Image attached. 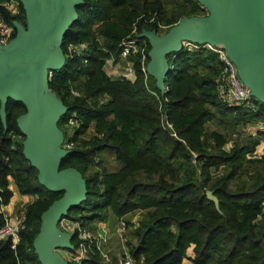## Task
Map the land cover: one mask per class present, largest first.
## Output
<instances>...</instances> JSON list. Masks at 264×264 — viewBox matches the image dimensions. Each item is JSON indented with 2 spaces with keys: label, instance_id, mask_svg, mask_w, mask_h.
I'll return each instance as SVG.
<instances>
[{
  "label": "trees",
  "instance_id": "obj_1",
  "mask_svg": "<svg viewBox=\"0 0 264 264\" xmlns=\"http://www.w3.org/2000/svg\"><path fill=\"white\" fill-rule=\"evenodd\" d=\"M74 8L76 17L60 43L65 60L47 80L48 89L66 107L55 124L62 140L72 142L58 169L76 170L85 187L84 199L64 217L92 229L93 223L110 215L138 210L136 225L128 230L135 243L128 250L134 259L141 256V264H264V152L245 158L257 143L255 136L225 151L220 148L221 135L204 129L209 108L230 116L235 127L264 122V101L253 99V107L223 102L215 88L220 62L214 51L203 47L166 54L173 67L164 77L163 94L152 75L140 72L139 53L129 56L133 80L111 78L101 68L105 56L119 52L124 21L153 14L149 23L139 17L135 28L137 33L142 28L157 32L158 21L170 26L181 16L202 15L197 1L81 0ZM115 10H120L117 17L112 14ZM4 18L11 25L13 21L25 25L21 4L15 13L5 12ZM96 20L109 26L93 29ZM119 28L122 31H112ZM69 43L82 47L68 52ZM148 49L144 38V63ZM24 111L19 100L8 97L4 121L0 118V205L10 196L9 180L18 194L32 196L23 210L15 249H10L8 238L0 240V264H39L32 248L39 216L62 195L41 186L37 170L23 156L24 134L15 118ZM161 115L171 122L177 137L162 127ZM71 116L78 121L67 131L66 119ZM103 150L118 165L116 170L108 171L95 160ZM206 191L216 197L217 208L206 199ZM69 242L76 246L74 236ZM113 256L109 252L105 260L95 251L81 264H116Z\"/></svg>",
  "mask_w": 264,
  "mask_h": 264
},
{
  "label": "water",
  "instance_id": "obj_2",
  "mask_svg": "<svg viewBox=\"0 0 264 264\" xmlns=\"http://www.w3.org/2000/svg\"><path fill=\"white\" fill-rule=\"evenodd\" d=\"M25 25L13 21L14 35L0 45V118L8 97L19 100L25 111L15 118L24 139L22 153L37 170V181L46 190L62 191L40 216L38 233L32 239L39 264H68L58 251L72 249L70 236L59 231L57 222L85 195L84 181L72 169H58L59 159L69 150L61 146L62 132L55 121L66 109L48 89V71L65 60L61 38L75 19L74 5L81 0H18ZM202 15L181 16L163 32L142 28L138 36L149 43L145 72L154 78L160 94L171 68L166 54H175L183 41L209 43L223 49L236 68L239 80L253 99L264 101V0H196ZM207 200L217 208L211 191Z\"/></svg>",
  "mask_w": 264,
  "mask_h": 264
},
{
  "label": "built area",
  "instance_id": "obj_3",
  "mask_svg": "<svg viewBox=\"0 0 264 264\" xmlns=\"http://www.w3.org/2000/svg\"><path fill=\"white\" fill-rule=\"evenodd\" d=\"M205 13V9L202 5L197 3ZM20 5L18 0H0V45H4L14 35L13 26L8 23L4 18V13H15ZM203 13V14H204ZM159 28V27H158ZM158 33L163 30L157 31ZM139 33V32H138ZM138 33L134 36L124 39L119 43L118 55L122 58L130 54L139 53V68L145 77V63L143 47L140 46V42H144L143 37H139ZM78 47H82V43L74 45L69 43L67 45L68 52L76 50ZM206 48L216 53L217 58L220 62V70L218 75L215 77V88L222 101L228 105L243 104L249 107H253V97L249 94V89L244 85L236 74V68L233 62L228 58L223 49L217 48L209 43L197 44L194 42L183 41L181 48L186 49H197ZM172 69V64L168 63ZM51 74V70L48 71V76ZM166 89L164 84V90ZM165 118V116H163ZM162 118V119H163ZM161 119V120H162ZM75 121L74 116L68 117V124H72ZM165 126L169 127L167 120L164 119ZM262 125L257 129L264 131V122L259 123ZM172 134V133H171ZM72 142L64 140L61 143L63 148H70ZM254 155H258L253 151ZM0 213L3 218V223L0 225V240L9 239L10 249H15V245L18 242V229L23 222V211L22 208L19 214H13L14 217L11 220L10 214L7 209L0 205ZM138 219V213L131 217L129 224L124 219L119 218L115 233L119 240V251L120 253L116 257V264H134V258L130 254L129 250L125 247V228H134ZM59 231L66 235L76 238V246L71 251L62 250L60 255L68 262V264H81L85 259H88L95 251L98 252L105 260H108V244L110 240V232L108 223L103 220L94 223L93 228L89 229L81 225L78 220L62 217L56 224Z\"/></svg>",
  "mask_w": 264,
  "mask_h": 264
},
{
  "label": "rangeland",
  "instance_id": "obj_4",
  "mask_svg": "<svg viewBox=\"0 0 264 264\" xmlns=\"http://www.w3.org/2000/svg\"><path fill=\"white\" fill-rule=\"evenodd\" d=\"M119 13H120V10H115V11H113L112 14L114 15V17H117ZM139 17H142L143 21L146 23L152 22L154 20L153 14H147V15L142 14L136 18H133L129 23H128V21H124L123 28H125V31L118 38V40H119L118 45L122 40L130 38V37L134 36V34L137 33L136 28H135V23ZM100 23H101V20H96L92 23L91 27L93 29H105L109 26V22L102 21V23L101 24ZM157 26L159 27L160 30L164 31L169 26V24L166 22H163V21H158ZM119 30L122 31V28L113 29L112 31L117 32ZM140 46H142L144 48V42L141 41ZM131 55H133V54L127 55L126 57L122 58L118 55V53L116 56H114L113 53L111 52L107 56L104 57L101 68L105 72V74H107L111 78H114L115 76L117 78L121 75L126 79L133 80L135 78V70L133 69V64H134L133 60H132V58L129 57ZM139 70H140V68H139ZM202 106L203 105L199 106L198 108H202ZM209 111H210L209 113H206L204 115V129L206 131H213L214 134L221 135L223 141H222L220 148H222L225 151H229L232 147H238V146H242L243 144H246L247 141H246L245 137H247V136H257L260 138L262 135L264 136L263 133H260L261 136H258L257 134L255 135V132H254L255 129H253V128H259L260 126L262 127V125L259 124L261 122L258 120L248 121V122H245L242 124H238L237 127H235L231 124L230 116L222 117L213 108H209ZM162 118H163V116L161 115V119ZM67 119H68V117H67ZM67 119H66V125H68L67 131H70L69 128L72 127V125H74V123H77L78 120L75 116L74 117L75 121L72 124H68ZM164 119L167 120V118H163L161 120L162 127L165 128L166 130H168L170 135L177 137L175 129L172 126L171 122L169 120H167V123L169 124V127H167L164 124ZM90 132H91V126L89 128H87V131H86V134L84 135V137L88 136ZM253 151L255 153H258V154L264 152V139L263 138H262V142H259L257 140V143L253 145L252 149L245 152V155H244L245 158H252V156H255L253 154ZM95 160H100L101 165L108 171H114L118 168V165H116L112 156L110 154L106 153L105 150L101 151L99 153V155L96 156ZM92 168L94 170L100 169L99 166H93ZM20 209L15 210L13 212V214H19ZM24 209H25V206H23L22 211ZM137 213H139L138 210L130 211V212L126 213V215L118 217L116 219V222L118 221L119 218H121V219H124L127 224H129L131 217L135 216ZM108 217L105 220L106 222H107ZM128 230H129V227H126L125 228V234H126L125 239H126V241L124 244H125V247L127 249H129V247L135 243V240L133 238L128 237ZM117 249H118V246L116 245V247L114 248V251H113L115 254V255L113 254L114 255L113 257H115V259L118 256V254L120 253L119 249H118V251H117ZM61 251H58L59 254ZM117 252H119V253H117ZM140 261H141V256L134 259V264H141ZM183 264H188V263H183Z\"/></svg>",
  "mask_w": 264,
  "mask_h": 264
},
{
  "label": "crops",
  "instance_id": "obj_5",
  "mask_svg": "<svg viewBox=\"0 0 264 264\" xmlns=\"http://www.w3.org/2000/svg\"><path fill=\"white\" fill-rule=\"evenodd\" d=\"M253 129H255L254 130L255 135L257 134L258 136H261V134H260V132H258L257 128H253ZM255 137L257 138V140L259 142H262V138L264 139L263 135L261 136V138L257 137V136H255ZM7 189L10 191V196H9L8 200L5 203H3V207L5 209H7L8 213L10 214L11 220H12L14 217V215H12L13 212L15 210L20 209V208H23V206H25L27 203H29L32 200V196L18 194L16 192L14 185L12 184L11 180L8 181ZM263 208H264V202H263ZM117 218L118 217H116V216L110 215L107 219L109 232H110V240H109L110 243L108 244L107 250H108V253L110 252L111 254H114V252H113L114 248L116 247V245L118 246V244H119L118 243L119 242L118 237L115 233V229L117 226V222H116ZM93 225H94V223H93ZM118 249H119V247H118ZM118 249H117V251H118ZM117 253H119V252H117Z\"/></svg>",
  "mask_w": 264,
  "mask_h": 264
}]
</instances>
